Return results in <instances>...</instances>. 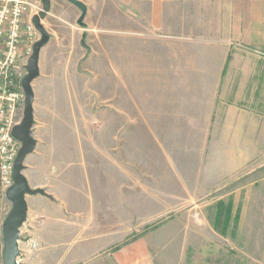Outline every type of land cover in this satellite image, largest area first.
I'll list each match as a JSON object with an SVG mask.
<instances>
[{"label": "crops", "instance_id": "obj_1", "mask_svg": "<svg viewBox=\"0 0 264 264\" xmlns=\"http://www.w3.org/2000/svg\"><path fill=\"white\" fill-rule=\"evenodd\" d=\"M120 2L126 31L105 46L114 73L105 81L112 132L104 186L91 180L86 158L94 153L80 135L73 152L55 149L61 132L55 144L35 138L23 175L47 197L26 199V221L40 217L35 232L45 252L53 238L72 234L74 264H176L160 233L173 225L177 204H197L264 155V116L254 111L264 90V0ZM100 3L92 0L91 10L109 14ZM104 22L113 23L109 15ZM25 66L19 59L14 73ZM177 125L184 126V156L201 164H171ZM83 139L95 147L90 134Z\"/></svg>", "mask_w": 264, "mask_h": 264}, {"label": "rangeland", "instance_id": "obj_2", "mask_svg": "<svg viewBox=\"0 0 264 264\" xmlns=\"http://www.w3.org/2000/svg\"><path fill=\"white\" fill-rule=\"evenodd\" d=\"M48 1L50 9L40 24L50 39L40 51L39 76L32 82L35 97L32 135L40 142L55 144L57 134L61 132L55 149L65 152L78 151L80 135L84 150L95 154L86 158L88 166H91L88 172L91 180L98 187H103L106 136L112 132L111 126L105 124L106 103L110 102L107 100L110 93L107 95L105 92V81L106 76L114 73L106 62L105 46L106 38L120 39L126 31L119 25L122 5L120 0H97L111 8L109 14H102L91 10L92 0H84L87 12L79 25L77 20L81 12L78 8L65 0ZM42 10V2L32 3L25 22L32 24V18ZM106 15L113 21L108 28L104 22ZM132 31V36H135L137 30ZM40 39L41 35L36 31V42ZM259 55L264 58V54ZM21 74L22 77L14 79L15 91L23 92L21 81L26 70ZM258 99L263 101L257 103L254 111L264 116V90L258 93ZM19 105L20 122L23 100ZM175 127L177 148L171 164L194 167L201 164L197 156H184V126ZM87 134L94 138L95 147L93 141L90 146L83 139ZM196 142L194 139L193 144ZM94 162L97 169L93 166ZM81 176L84 174L81 173ZM85 179L83 177V183ZM97 191V195H103V189L97 188ZM26 199L32 200L31 197ZM11 208V203L2 195L0 264H3L4 248L2 226ZM30 209V218L34 219L37 208L30 203ZM39 218L25 221L20 230L18 264H74L76 244L73 235L69 234L66 238L60 236L61 241L58 237L53 238L45 252L35 232L34 222ZM174 219L173 225L164 227L160 234L162 240L170 244L169 255L176 264H264V155L255 157L244 171L225 179L219 188L201 198L197 204H177Z\"/></svg>", "mask_w": 264, "mask_h": 264}, {"label": "built area", "instance_id": "obj_3", "mask_svg": "<svg viewBox=\"0 0 264 264\" xmlns=\"http://www.w3.org/2000/svg\"><path fill=\"white\" fill-rule=\"evenodd\" d=\"M34 0H0V192L13 185V167L21 144L11 135L19 123L22 91H15L14 73L19 59L27 64L36 43V31L26 15ZM35 247V244H32ZM18 258L16 263L18 264Z\"/></svg>", "mask_w": 264, "mask_h": 264}, {"label": "water", "instance_id": "obj_4", "mask_svg": "<svg viewBox=\"0 0 264 264\" xmlns=\"http://www.w3.org/2000/svg\"><path fill=\"white\" fill-rule=\"evenodd\" d=\"M42 2L43 10L38 16L32 18V24L35 30L41 35V39L33 45V52L25 66L26 74L21 81V87L24 94L23 99V117L21 121L12 128L11 135L21 144L20 150L14 162L13 167V185L6 191L5 197L11 203L12 208L9 212L3 226V264H17L16 260L19 256L18 240L20 229L26 221L27 217V200L29 196H44L47 194L42 189H32L26 178L23 175L25 170V159L34 151L36 147V140L32 135V128L34 125L33 118V102L34 94L32 90V82L39 76V56L42 47L47 44L50 37L48 33L41 26L40 22L47 15L50 4L48 0H34ZM78 8L81 12L77 23L82 24L85 18L87 8L77 0H65Z\"/></svg>", "mask_w": 264, "mask_h": 264}, {"label": "trees", "instance_id": "obj_5", "mask_svg": "<svg viewBox=\"0 0 264 264\" xmlns=\"http://www.w3.org/2000/svg\"><path fill=\"white\" fill-rule=\"evenodd\" d=\"M0 197H1V192H0Z\"/></svg>", "mask_w": 264, "mask_h": 264}]
</instances>
